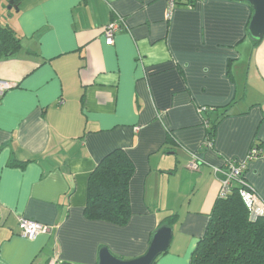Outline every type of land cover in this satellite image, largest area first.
<instances>
[{
    "label": "crops",
    "instance_id": "1",
    "mask_svg": "<svg viewBox=\"0 0 264 264\" xmlns=\"http://www.w3.org/2000/svg\"><path fill=\"white\" fill-rule=\"evenodd\" d=\"M0 0L19 47L0 53V264H97L145 252L177 214L153 264H190L218 197L214 166L264 153V36L237 0ZM123 18L107 43L104 27ZM203 118L216 122L206 140ZM114 148L133 162L124 225L87 218L89 174ZM197 153L198 170L187 167ZM244 181L264 202V159ZM48 230L19 234L18 217Z\"/></svg>",
    "mask_w": 264,
    "mask_h": 264
},
{
    "label": "trees",
    "instance_id": "2",
    "mask_svg": "<svg viewBox=\"0 0 264 264\" xmlns=\"http://www.w3.org/2000/svg\"><path fill=\"white\" fill-rule=\"evenodd\" d=\"M194 1L178 0L176 5H190ZM253 41L255 44L260 42ZM18 47L19 40L13 30L0 26V53L7 55ZM203 120L206 140L211 142L216 122L208 118ZM133 169V162L122 148H114L99 160L87 181L84 207L87 218L118 225L128 222L131 215L129 180ZM241 179L244 180L243 173ZM243 187L246 188L240 181H234L225 197H217L205 232L192 251L190 264H264V215L251 218L239 192ZM176 220V213L169 214L161 225L171 226Z\"/></svg>",
    "mask_w": 264,
    "mask_h": 264
},
{
    "label": "built area",
    "instance_id": "3",
    "mask_svg": "<svg viewBox=\"0 0 264 264\" xmlns=\"http://www.w3.org/2000/svg\"><path fill=\"white\" fill-rule=\"evenodd\" d=\"M178 0H166L167 2V16L171 13L172 9L175 7L176 2ZM123 22V18L118 16L116 19H113L110 23L106 24L103 29V33L105 36V41L107 43L113 42V35L115 31L120 27V24ZM13 85L12 82L0 79V95H2L7 89H9ZM211 142L208 141V144ZM254 156H261L264 159V153L261 152L260 148L256 146H252L247 154L246 159L244 160H224L221 166H214L213 173L217 174L218 180L220 183L218 196L225 197L231 189L234 181H240L246 188H240V195L245 202L246 206L249 209L251 218H255L258 215H264V202L260 199L257 193L253 190V188L247 184L243 179H241V175L246 168L247 161L252 159ZM203 160L197 153H192V156L187 164V167L191 170H198L200 162ZM18 228L19 234L23 237L33 238L37 234L41 232H45L48 230V227L43 223L25 218L18 217ZM64 264H72V263H64Z\"/></svg>",
    "mask_w": 264,
    "mask_h": 264
},
{
    "label": "water",
    "instance_id": "4",
    "mask_svg": "<svg viewBox=\"0 0 264 264\" xmlns=\"http://www.w3.org/2000/svg\"><path fill=\"white\" fill-rule=\"evenodd\" d=\"M245 1L252 8L247 33L252 40L259 41L264 36V0H237ZM7 7L17 9L15 0H8ZM172 229L170 226L159 225L152 233L149 245L144 253L132 258H120L112 254L106 246L99 250V258L97 264H153L155 259L163 253L170 242Z\"/></svg>",
    "mask_w": 264,
    "mask_h": 264
},
{
    "label": "rangeland",
    "instance_id": "5",
    "mask_svg": "<svg viewBox=\"0 0 264 264\" xmlns=\"http://www.w3.org/2000/svg\"><path fill=\"white\" fill-rule=\"evenodd\" d=\"M5 3L7 2V0H3ZM250 37V36H249ZM251 38V37H250Z\"/></svg>",
    "mask_w": 264,
    "mask_h": 264
}]
</instances>
